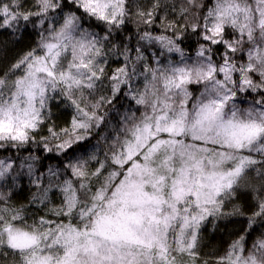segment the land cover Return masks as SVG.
<instances>
[{
  "label": "snow or ice",
  "instance_id": "1",
  "mask_svg": "<svg viewBox=\"0 0 264 264\" xmlns=\"http://www.w3.org/2000/svg\"><path fill=\"white\" fill-rule=\"evenodd\" d=\"M187 2L183 23L157 21L161 0L138 7V22L149 27L128 47L131 37L114 33L133 15L130 0H37V11H25L22 0H0V29L22 21L42 29L37 46L0 74V150H29L19 164L0 159V181L18 186L26 174L40 188L33 145L66 158L70 150L79 153L49 167L33 197L56 219L29 223L23 206H7L11 192H0V264H186L184 257L197 264L206 225L245 216L235 202L248 193L255 202L248 228L216 264H264V234L251 249L244 243L253 225L264 224V0H212L202 20L204 5ZM190 9L197 10L191 21ZM57 10L58 26L48 15ZM92 20L104 25L103 35L90 30ZM154 23L162 33L150 30ZM188 28L198 37L194 57L181 47ZM144 45H159L151 60ZM109 57L123 58L110 73ZM106 82L110 96L81 107L77 94L91 95ZM190 85L203 90L194 96ZM118 95L139 107L112 124L101 108ZM57 97L81 117L58 132L46 125ZM102 125L110 131L101 137V160L99 141L92 151L86 142ZM50 138L58 141L52 147ZM62 171L70 178L61 181ZM54 187L62 202L49 208Z\"/></svg>",
  "mask_w": 264,
  "mask_h": 264
},
{
  "label": "trees",
  "instance_id": "2",
  "mask_svg": "<svg viewBox=\"0 0 264 264\" xmlns=\"http://www.w3.org/2000/svg\"><path fill=\"white\" fill-rule=\"evenodd\" d=\"M25 11H37L38 5L37 0H22ZM153 0H130L132 3L133 15L131 18L126 21L125 25L122 26V29L119 32H115L114 35L117 37H131L130 40L125 39L124 43L128 47L136 46L139 34L145 30L146 26L142 23L138 22V17L135 15L137 8H143L147 10L151 7ZM161 2L165 5V7L159 12L157 16V21H159L160 16H166L167 20H175L179 23L184 22V18L181 16L180 12L182 8H189L187 0H161ZM198 3L204 5V8L198 10V18L202 20L205 10L207 7L211 6L212 0H198ZM67 11V9H65ZM197 10L190 9L188 16L189 20H192V14ZM50 17L55 16L56 19L52 21V23L58 24L61 22L62 18L59 16V10L57 13H49ZM33 21H38V17H32ZM87 23H91L94 25L91 31H95L100 35H103L104 25L92 20ZM87 26V24L85 25ZM44 27H48V21L45 22ZM150 30H152L155 34H160L163 32V29L158 26V23H154L150 26ZM42 29L33 24L32 22H20L19 25L15 27V29H0V74L8 71L10 66L14 64L21 56H23L26 52L37 46L38 41L40 40V32ZM164 34L171 35V32H166ZM47 35V33H45ZM181 38L183 43L181 47L185 49L186 53L190 56H195V51L197 48V40L198 37L191 32V29L182 31ZM119 39L117 43H119ZM144 44V42H140ZM148 51L145 52V55L149 56L151 60L150 52H155L159 50V45H144ZM143 50V48H142ZM134 55V53H133ZM173 59L178 60L179 56L177 54H173ZM218 59V57H217ZM123 58L115 59L109 57L108 65L105 68V71L110 73L115 70V68L122 66ZM134 87H141V82L136 80L133 82ZM124 92L127 89H123ZM100 96H110L109 86L107 82L103 86V88L97 90L91 95L88 94L87 90H85L83 97H80L77 94L78 103L81 104V107H85L88 110V106L93 103H96ZM249 99H251L249 97ZM246 106V105H243ZM139 107L134 104L131 98L127 95H118L115 100H113L112 104H105L102 108V112L107 113V119L111 121L112 124L117 122V118L122 117L129 109L135 111V109ZM139 115V112L136 113ZM78 116V112L76 108L71 104L67 99H63L57 97L51 104V120L46 121V125L53 127L55 131H59L62 128H71V123L73 117ZM110 129L104 128L101 126L99 130H93V134L91 140L86 142L89 143V150L92 151V146L97 145L99 141L98 147L95 149L99 154V158L102 160L103 155L102 151L106 150V142L101 139L102 136L108 134ZM41 134L44 136H48L47 127H42ZM40 140V136H37V141ZM58 141H54L50 138L49 146L52 147L54 143ZM79 145L76 146V149H79ZM31 154L34 156L40 157V160L37 162V171L36 175L39 176L43 174L44 179L41 182L40 188L45 187L47 176H48V168H60L62 162L66 163L67 159H73L79 155L78 151L70 150L68 153V157L66 158L64 155L57 154L55 152H46L42 147L38 145H33L31 147ZM29 155V150H0V159L12 158L17 161L19 164L20 160ZM95 161L90 162L89 168L95 167ZM70 178L69 174L62 171L60 176V180L62 181L64 178ZM36 179L35 176L29 177L26 174H22L17 177L16 185L9 179L8 181H0V192H11V197L8 201V207H20L23 206L26 209L25 215L30 217L29 223L34 219H38L41 216H44L46 219H56V217L52 216V214L45 208L42 204L32 203L33 197L39 195L40 188H37L33 181ZM55 179V178H53ZM255 183V181H253ZM50 203L48 204L49 208L58 207L62 202L61 193L53 188V192L49 193ZM239 204L243 211L246 213L245 216H233L225 219L218 220L216 222L215 227L212 225H206V229L203 231V239L201 242V246L199 249V260L197 264H203L204 261H207V264H216V259L220 256H224L229 249L231 243L238 239L241 235L245 234V230L248 228L247 215H251L254 210V200L252 199V194H244L238 197L235 202ZM3 206V205H0ZM227 208L230 210L231 205H228ZM264 234V224L259 221L253 225L252 229L245 238V247L246 249H251L252 244ZM186 261V264H190L188 262V258H183Z\"/></svg>",
  "mask_w": 264,
  "mask_h": 264
},
{
  "label": "rangeland",
  "instance_id": "3",
  "mask_svg": "<svg viewBox=\"0 0 264 264\" xmlns=\"http://www.w3.org/2000/svg\"><path fill=\"white\" fill-rule=\"evenodd\" d=\"M189 89H190V91L193 92V95L195 96V95L199 94V91L203 90V86L202 85H190ZM249 97L251 98V96H249ZM80 118L81 117L78 114L77 119H80Z\"/></svg>",
  "mask_w": 264,
  "mask_h": 264
}]
</instances>
